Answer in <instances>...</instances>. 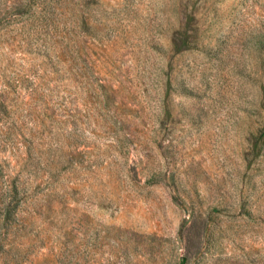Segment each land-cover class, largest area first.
<instances>
[{"label": "rangeland", "instance_id": "obj_1", "mask_svg": "<svg viewBox=\"0 0 264 264\" xmlns=\"http://www.w3.org/2000/svg\"><path fill=\"white\" fill-rule=\"evenodd\" d=\"M0 264H264V0H0Z\"/></svg>", "mask_w": 264, "mask_h": 264}]
</instances>
